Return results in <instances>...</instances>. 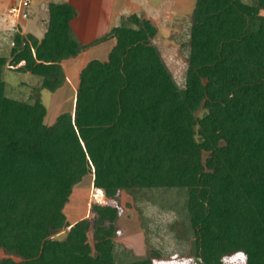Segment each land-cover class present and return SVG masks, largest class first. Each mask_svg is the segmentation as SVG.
Wrapping results in <instances>:
<instances>
[{
	"label": "trees",
	"instance_id": "trees-1",
	"mask_svg": "<svg viewBox=\"0 0 264 264\" xmlns=\"http://www.w3.org/2000/svg\"><path fill=\"white\" fill-rule=\"evenodd\" d=\"M76 17L50 4L44 38L16 34L13 59L0 56V264H117L120 192L147 190L185 196L199 264H264V0H195L184 87L151 20L132 15L83 44ZM111 39L108 59L80 73L74 114L48 125L40 98L6 95V66L55 93L64 61ZM90 174L108 202L71 224L64 209Z\"/></svg>",
	"mask_w": 264,
	"mask_h": 264
},
{
	"label": "rangeland",
	"instance_id": "rangeland-1",
	"mask_svg": "<svg viewBox=\"0 0 264 264\" xmlns=\"http://www.w3.org/2000/svg\"><path fill=\"white\" fill-rule=\"evenodd\" d=\"M133 6L139 10L145 4L160 8L162 3L167 11H162L155 21L153 15L140 14L153 22L158 34L153 43L161 51L165 62L174 74L180 86L184 87L189 62L192 15L195 0H132ZM250 2L251 0H245ZM28 34H23L27 36ZM7 33L5 46L0 48V56L13 59L12 50L15 48L14 37ZM14 45H13V43ZM102 48V47H101ZM95 50H100L99 48ZM103 54L91 53L88 60L103 59ZM102 61V60H100ZM66 74V73H65ZM67 81L57 92L42 90V79L38 76L19 72L6 66L3 79L6 83V95L10 98L34 103L38 98L46 105L48 115L46 123L52 125L59 113L75 112L76 93L79 84L72 79ZM80 83V81H79ZM94 176H86L76 186L64 212L69 222L81 216L92 217L94 205H105L108 199L97 192L93 185ZM186 198L177 190L158 191L147 190L136 196L121 191L119 205L123 209L119 219L120 233L116 238L117 264H128L138 259H145L155 250L161 251L163 258L155 260L154 264H199L193 253L194 236L187 223L186 216L181 208ZM173 206L175 208H173ZM174 209V210H172ZM73 212V214H72ZM67 231L64 230L55 236L64 239ZM93 242V235L90 234ZM5 257L0 251V259ZM245 256L237 255L225 259L226 264H242Z\"/></svg>",
	"mask_w": 264,
	"mask_h": 264
},
{
	"label": "crops",
	"instance_id": "crops-1",
	"mask_svg": "<svg viewBox=\"0 0 264 264\" xmlns=\"http://www.w3.org/2000/svg\"><path fill=\"white\" fill-rule=\"evenodd\" d=\"M12 3L13 0H0V48L4 47L5 43L8 44L7 42H3L6 40L7 33H9L11 37L14 34H31L38 40H42L48 29L49 6L52 3H67L77 11V17L71 21V27L74 34L83 44H89L103 37L113 27L121 26V24L132 15H137L139 17H141L140 14L153 15V18L155 17L154 19L157 21V19L161 18L158 16L162 14V11H160L161 8L164 9V12L167 11L164 8L166 7V3H162L160 8L147 7L145 4L143 10H137L133 6L132 0H33L28 17L26 19H21L18 27L14 29V18L8 13ZM115 43L113 39L108 40L88 49L74 59L64 61L62 66L66 73V83L71 80V74L72 79L79 84L82 69L92 61L88 60L91 53L95 54L98 51V54H103L102 56H104V58L100 60L106 61ZM97 48L100 50H95ZM60 114L61 113H59L58 116ZM81 216L70 223L75 224L79 220L84 219ZM87 217L88 216H86V218Z\"/></svg>",
	"mask_w": 264,
	"mask_h": 264
},
{
	"label": "built area",
	"instance_id": "built-area-1",
	"mask_svg": "<svg viewBox=\"0 0 264 264\" xmlns=\"http://www.w3.org/2000/svg\"><path fill=\"white\" fill-rule=\"evenodd\" d=\"M32 2L33 0H13L8 13L11 17L14 18V29L18 27L21 19H26L28 17Z\"/></svg>",
	"mask_w": 264,
	"mask_h": 264
}]
</instances>
